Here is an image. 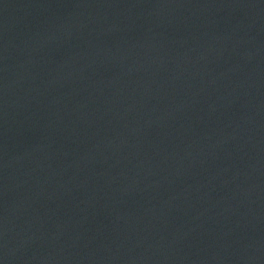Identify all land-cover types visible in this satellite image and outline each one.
I'll return each instance as SVG.
<instances>
[{
  "label": "water",
  "instance_id": "95a60500",
  "mask_svg": "<svg viewBox=\"0 0 264 264\" xmlns=\"http://www.w3.org/2000/svg\"><path fill=\"white\" fill-rule=\"evenodd\" d=\"M0 264H264V0H0Z\"/></svg>",
  "mask_w": 264,
  "mask_h": 264
}]
</instances>
